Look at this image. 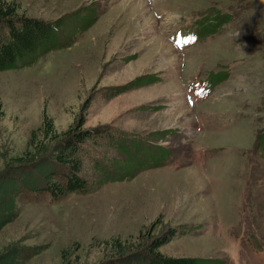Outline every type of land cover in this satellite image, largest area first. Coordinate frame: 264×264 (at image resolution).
Wrapping results in <instances>:
<instances>
[{"label": "rangeland", "instance_id": "obj_1", "mask_svg": "<svg viewBox=\"0 0 264 264\" xmlns=\"http://www.w3.org/2000/svg\"><path fill=\"white\" fill-rule=\"evenodd\" d=\"M8 1L55 39L0 70V171L38 149L30 141L46 119L49 147L71 127L108 129L89 153L107 176L153 148L170 152L59 201L23 193L0 251L22 245L21 264H60L64 249L77 264L101 263L113 237L176 228L160 246L167 255L264 264V0ZM138 76L150 80L131 87ZM93 160L82 173L97 180Z\"/></svg>", "mask_w": 264, "mask_h": 264}, {"label": "trees", "instance_id": "obj_2", "mask_svg": "<svg viewBox=\"0 0 264 264\" xmlns=\"http://www.w3.org/2000/svg\"><path fill=\"white\" fill-rule=\"evenodd\" d=\"M17 9L15 2L0 0V70L24 64L27 56L40 47L45 48L44 50L49 49L55 39L51 24L20 15ZM222 16L224 18L221 19L222 24L231 17L229 14ZM93 21L94 18L87 20L83 29ZM4 27L7 28L5 33L2 31ZM149 80L146 76H138L131 81V87L140 86ZM120 91L121 89H117L114 93ZM45 125V131L43 126L38 128L42 138L39 135L40 138H31L30 141V144L37 146L38 149L14 157L0 171V230L19 214L18 197L23 193L47 192L50 201H59L69 193L94 191L107 181L132 178L136 170L149 167L150 156L158 152H170V149L161 146L156 149L147 148L151 151L145 159L139 162L129 160L133 167L126 168L125 172L117 176H107L105 167L100 166L99 161L93 160L95 156L93 154L89 156V153L100 143V138L102 139L106 132V136L111 135L108 129L71 127L63 134H56L59 140L49 147L45 139L53 130V122L46 119ZM260 137L264 153V129ZM34 139L37 141L34 142ZM97 152L94 151L95 154ZM85 157H91L95 161L93 166L96 172L98 169L102 173V177L95 180L82 173ZM180 230L170 228L161 234H154V227L148 231L142 228L131 239L113 237L108 240L112 256L101 263L93 264H215L197 256H173L163 253L160 246L171 240ZM188 231L189 229H186V232ZM67 253L68 251L64 249L60 264H77ZM23 256L22 245L11 244L0 251V264H21Z\"/></svg>", "mask_w": 264, "mask_h": 264}, {"label": "built area", "instance_id": "obj_3", "mask_svg": "<svg viewBox=\"0 0 264 264\" xmlns=\"http://www.w3.org/2000/svg\"><path fill=\"white\" fill-rule=\"evenodd\" d=\"M96 155V154H95ZM90 159H91V157H90ZM150 159H151V157L149 158V162H150ZM167 160H169L168 158H167Z\"/></svg>", "mask_w": 264, "mask_h": 264}]
</instances>
